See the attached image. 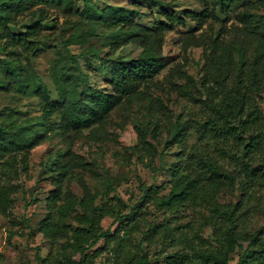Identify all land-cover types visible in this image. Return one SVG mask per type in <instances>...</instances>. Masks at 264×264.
Returning a JSON list of instances; mask_svg holds the SVG:
<instances>
[{"label": "trees", "instance_id": "trees-1", "mask_svg": "<svg viewBox=\"0 0 264 264\" xmlns=\"http://www.w3.org/2000/svg\"><path fill=\"white\" fill-rule=\"evenodd\" d=\"M198 1L201 10L162 6L161 17L146 25L137 21V8L121 4L0 0V10L11 15L0 21V49L6 53L0 56V91L37 97L40 109L34 117H21L8 107L10 114L0 119L1 214L12 215L13 194L20 187V175L28 173L31 150L54 136L66 144L44 162L53 187L45 197L47 213L39 230L50 250L46 256L36 253V264H94L101 253L109 264H264V224L249 228L250 215L262 211L264 196V11L255 10L264 9V0ZM237 3L242 7L231 13ZM59 12L77 14V19L66 18L76 28L86 20L108 30L110 52L100 55L90 44L87 53L97 55L108 71L110 89L94 86L76 72L75 56L69 66L61 61L50 67L53 88L36 70L32 57L46 35L44 29L54 25L50 18ZM177 26H189L182 37L185 49L202 48L199 80L182 70L181 61L157 78L168 65L165 32ZM94 34L93 29L86 32L88 37ZM130 43L140 47L136 56L114 54ZM176 77L184 78L199 106L195 116L180 112L173 120L167 103L151 95L152 88L163 92L178 87ZM133 98L146 100L142 106L149 116L135 123L136 142L120 151L124 162L129 164L134 155L144 167L158 171L163 164L157 166L155 158L164 152L158 148L164 128L179 150L166 167L168 192L143 185L139 199L124 212L121 197L112 202L108 190L89 185L85 171L97 172L71 144L86 129L95 139L112 109ZM190 130L202 144H188ZM70 181L82 188L81 195ZM224 187L238 189L236 201H218ZM150 204L161 219L148 216ZM107 216L118 221L115 229L103 228ZM207 226L212 231L205 236ZM101 239L103 244L96 246ZM235 251L238 257L231 263ZM3 260L0 250V264Z\"/></svg>", "mask_w": 264, "mask_h": 264}, {"label": "rangeland", "instance_id": "rangeland-1", "mask_svg": "<svg viewBox=\"0 0 264 264\" xmlns=\"http://www.w3.org/2000/svg\"><path fill=\"white\" fill-rule=\"evenodd\" d=\"M93 1L99 6L112 3L135 7L139 10L137 21L146 25H152L154 20L161 17L159 10L162 6L174 10L186 8L201 10L203 8L202 3L198 0ZM241 7L242 3L234 4L231 13ZM51 10H53V7H51ZM255 10L264 11L261 7ZM67 17L77 19L78 15H67L59 12L55 17L50 18V23H54V25L52 28L46 27L44 29L43 32L46 35L38 43L37 55L32 57V63L35 65L36 70L53 88V79L49 76L50 67L61 61L69 66L72 63L73 56H75L77 62L74 69L76 72L84 73L92 85L110 89L108 71L101 67L97 55L87 53L90 44L100 50V55L110 52L111 48L107 38L108 30L100 26H91L86 20H83L81 26L76 28L75 25L66 23ZM223 17L224 15L220 14V18ZM10 18L11 15L7 10H0V21L9 20ZM188 28L189 26H177L175 29L165 32L163 53L168 60V65L157 75V78H164L168 68L181 61L184 64L182 70L191 74L194 80L200 79V67L203 63L202 48L189 46L185 49L182 44V37L189 30ZM89 29H93L95 34L88 37L86 32ZM139 51V46L130 43L121 46L114 54L129 57L136 56ZM5 54L0 49V56ZM174 81L177 82L178 87L165 89L163 92L152 88L151 95H158L167 103L168 114L173 120L180 112L185 117L195 116L199 106L192 100L191 95L184 86V78L176 77ZM145 103L146 100L135 98L119 103L112 109L103 130L96 135L95 139H91L86 135L89 132L86 129L84 134L75 137L71 144L72 149L80 154L85 162L91 163L97 172L94 175L88 170L85 171V177L89 185L99 190H108L112 202L116 201L117 196L121 197L126 204V206L124 205V212L128 211L129 205L139 199L143 185L158 187L160 194L168 192L169 187L166 182L170 179V176L166 167L175 160L176 152L179 150L177 143H170V134L168 129L164 128L159 135L160 143L158 145L159 150L164 152L161 156L155 158L157 166L163 164L158 171L153 172L144 167L141 162L136 160L134 155L129 164L124 162L120 151L136 142L135 123L142 119L145 120L149 116L142 106ZM8 107L18 110L16 114L21 117H34L40 113L37 97L17 95L14 91H0V119L10 114ZM187 141L189 145L202 144L197 139L194 130H190ZM64 147H66L64 140L54 136L44 140L31 150L28 156V173L20 175V187L13 194L15 201L12 207V215L7 216L0 213V250L4 253L3 264H36V253L40 256H46L50 250L49 241L39 230V222L47 213L45 197L53 187L50 171L43 168V166L48 155L54 154L56 149ZM69 184L76 194H82V188L75 181H70ZM238 194L236 187H224L218 195V201L221 203L234 202L239 197ZM262 206V211H256L250 215V230H255L264 224V196ZM149 207L151 209L148 213L150 218L155 216H157V219L162 218L160 212L154 211L151 204ZM10 218H14L18 222L14 224ZM187 218L188 215L183 216V219ZM101 223L103 228L111 227V229H115L118 226V221H114L113 217L110 216L104 217ZM211 231V228L207 226L203 230V235H210ZM101 244H103V239L96 246ZM159 246L153 247L152 250H157ZM237 257L238 252L235 251L232 254L231 263L235 262ZM94 264H109L105 260V253L97 255Z\"/></svg>", "mask_w": 264, "mask_h": 264}]
</instances>
